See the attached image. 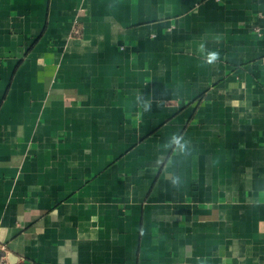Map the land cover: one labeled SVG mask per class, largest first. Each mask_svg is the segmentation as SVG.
<instances>
[{
    "label": "crops",
    "instance_id": "obj_1",
    "mask_svg": "<svg viewBox=\"0 0 264 264\" xmlns=\"http://www.w3.org/2000/svg\"><path fill=\"white\" fill-rule=\"evenodd\" d=\"M0 243L264 264V0H0Z\"/></svg>",
    "mask_w": 264,
    "mask_h": 264
},
{
    "label": "built area",
    "instance_id": "obj_2",
    "mask_svg": "<svg viewBox=\"0 0 264 264\" xmlns=\"http://www.w3.org/2000/svg\"><path fill=\"white\" fill-rule=\"evenodd\" d=\"M10 252L7 249V246L3 243H0V264H12L10 261Z\"/></svg>",
    "mask_w": 264,
    "mask_h": 264
}]
</instances>
